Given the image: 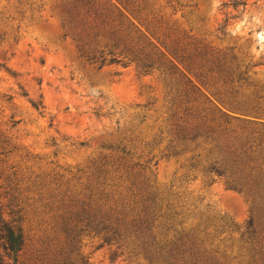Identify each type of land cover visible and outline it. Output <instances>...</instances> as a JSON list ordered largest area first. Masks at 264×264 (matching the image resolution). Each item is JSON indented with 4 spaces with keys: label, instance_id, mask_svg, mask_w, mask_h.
I'll return each instance as SVG.
<instances>
[{
    "label": "trees",
    "instance_id": "16d2710c",
    "mask_svg": "<svg viewBox=\"0 0 264 264\" xmlns=\"http://www.w3.org/2000/svg\"><path fill=\"white\" fill-rule=\"evenodd\" d=\"M116 2L107 9L97 0L62 1L63 27L81 57L98 68L134 65L144 76L163 75L173 96L178 145L198 152L191 161L204 165L207 175L245 193L251 215L242 229L223 219L213 224L190 217L151 182L148 163L134 162V154L119 142L103 147L110 153L93 164L85 184L79 177L76 186L66 182L55 191L36 189L37 200L24 197L7 177V188L0 187V264H27L26 224L30 216L41 215L49 216L55 235L54 259L38 255L41 260L33 263L88 264L79 246L87 237L112 249L114 257L126 255L130 263L264 264V109L258 104L263 87L250 80L249 64L188 44L183 33L156 19L147 0ZM247 2L232 8L244 11ZM167 3L175 14L181 7ZM229 3L221 7L227 10ZM219 31L224 34V27ZM8 149L9 139L0 133V155Z\"/></svg>",
    "mask_w": 264,
    "mask_h": 264
},
{
    "label": "rangeland",
    "instance_id": "374dc122",
    "mask_svg": "<svg viewBox=\"0 0 264 264\" xmlns=\"http://www.w3.org/2000/svg\"><path fill=\"white\" fill-rule=\"evenodd\" d=\"M62 1L0 0V133L12 148L0 155V187L7 188L10 177L24 197L37 200L36 189L76 186L79 177L85 184L93 164L110 153L103 147L123 142L134 162L148 163L145 173L155 187L190 217L213 224L223 219L242 229L250 200L191 161L198 152L178 145L168 80L158 72L144 76L134 65L98 68L87 62L63 27ZM97 1L117 7L116 0ZM225 1L147 0L156 19L183 33L188 44L249 64L250 80L264 94V0H248L244 11L232 8L241 0H230L227 10L221 7ZM167 2L178 8L176 14ZM258 104L264 109V100ZM30 217L24 263L38 264V255L53 260L49 216ZM79 246L88 264H145L114 257L97 239L83 237Z\"/></svg>",
    "mask_w": 264,
    "mask_h": 264
}]
</instances>
